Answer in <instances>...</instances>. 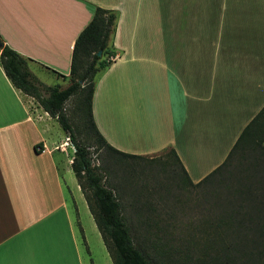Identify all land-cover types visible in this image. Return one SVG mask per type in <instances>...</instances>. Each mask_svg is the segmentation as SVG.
<instances>
[{
	"label": "crops",
	"instance_id": "crops-1",
	"mask_svg": "<svg viewBox=\"0 0 264 264\" xmlns=\"http://www.w3.org/2000/svg\"><path fill=\"white\" fill-rule=\"evenodd\" d=\"M96 6L118 15L116 56L95 78L98 130L126 153L175 149L199 182L264 106V0H0V36L65 88ZM68 137L0 60V264H114Z\"/></svg>",
	"mask_w": 264,
	"mask_h": 264
},
{
	"label": "trees",
	"instance_id": "trees-1",
	"mask_svg": "<svg viewBox=\"0 0 264 264\" xmlns=\"http://www.w3.org/2000/svg\"><path fill=\"white\" fill-rule=\"evenodd\" d=\"M117 17L114 10L95 7L93 18L75 41L70 84L65 88L43 84L30 70L28 60L5 44L0 36V60L7 76L15 86L36 98L46 111L57 117L62 128L69 133L75 147L72 168L113 263L264 264V106L243 129L226 159L197 183L191 180L173 148L148 156L113 147L95 124L92 98L97 74L116 56L112 38ZM72 97L76 98L87 142L77 139L66 112V102ZM99 152H104L105 156L95 164L93 153ZM131 159L147 162V165H140L142 171L144 168L155 172L169 169L182 184H211L210 209H207L210 228L174 236L170 235L169 228H159L162 222L159 214L145 217L138 219L139 224L149 227L147 232L146 229L138 232L139 244L143 245L140 248L116 192H122L124 185L105 179L110 174L117 179L120 167L130 164ZM130 190L131 195H136L149 189L146 185L140 188L131 185ZM144 205L151 207L148 203ZM141 215L143 211L139 212ZM152 226L155 227L153 231ZM174 238L178 239L179 245L172 243Z\"/></svg>",
	"mask_w": 264,
	"mask_h": 264
},
{
	"label": "rangeland",
	"instance_id": "rangeland-1",
	"mask_svg": "<svg viewBox=\"0 0 264 264\" xmlns=\"http://www.w3.org/2000/svg\"><path fill=\"white\" fill-rule=\"evenodd\" d=\"M39 74L40 77L46 81L52 78L51 75L46 73ZM57 82L58 81H54V84H63V80H59V83ZM66 112L74 127V134L77 139L82 142H87L85 130L81 126L82 122L75 97L70 98L66 102ZM162 152L163 151L153 155L156 156ZM103 156H105L104 152H99L97 154L93 153L94 163L99 164ZM162 158L166 159V156ZM143 164L147 165V162L140 159H131L130 164H124L120 167L117 179H113L115 176L112 174L107 175L105 178L108 182H113L115 180L124 185L122 192L118 190H116V192L122 203V211L126 221L132 230L136 244L140 248H143V245L141 246V244H139L138 232L141 230L145 231V229V232H147L149 227L145 224H139L138 219H144L145 217L149 218L150 216L155 217L156 214H159L162 219L159 228H169L170 235L174 236L180 233L198 232L199 230L210 228L207 223V213L210 209L208 208V198L211 192H209V190L213 189L211 184L205 183L199 186H193L186 182L182 184L178 182V179L174 178L171 170H156L155 172L144 168L142 171L140 165ZM178 173L183 177L181 170H179ZM131 185L132 187L138 188L146 185L149 190L140 191L136 195H131V193H129L131 191ZM150 193L151 195H149ZM145 203L150 204L151 207H146L144 205ZM140 211H143V216H139ZM83 218L85 222V217ZM154 228L153 226L150 227L151 231H153ZM87 235L90 244H92L95 249L96 241L93 234L88 231ZM172 243L179 245L177 238H174ZM95 252L94 254H96ZM149 257L152 260L151 256Z\"/></svg>",
	"mask_w": 264,
	"mask_h": 264
},
{
	"label": "built area",
	"instance_id": "built-area-1",
	"mask_svg": "<svg viewBox=\"0 0 264 264\" xmlns=\"http://www.w3.org/2000/svg\"><path fill=\"white\" fill-rule=\"evenodd\" d=\"M70 141V137H68V139H67V143Z\"/></svg>",
	"mask_w": 264,
	"mask_h": 264
},
{
	"label": "water",
	"instance_id": "water-1",
	"mask_svg": "<svg viewBox=\"0 0 264 264\" xmlns=\"http://www.w3.org/2000/svg\"><path fill=\"white\" fill-rule=\"evenodd\" d=\"M1 45H2V44L0 43V46H1ZM98 54L100 55V54H101V51H99Z\"/></svg>",
	"mask_w": 264,
	"mask_h": 264
}]
</instances>
